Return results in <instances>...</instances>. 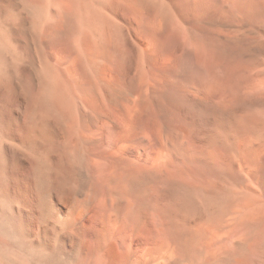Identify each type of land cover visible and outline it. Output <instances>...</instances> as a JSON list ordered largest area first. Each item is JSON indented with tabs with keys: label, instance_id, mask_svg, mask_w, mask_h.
<instances>
[{
	"label": "bare ground",
	"instance_id": "obj_1",
	"mask_svg": "<svg viewBox=\"0 0 264 264\" xmlns=\"http://www.w3.org/2000/svg\"><path fill=\"white\" fill-rule=\"evenodd\" d=\"M0 264H264V0H0Z\"/></svg>",
	"mask_w": 264,
	"mask_h": 264
},
{
	"label": "rangeland",
	"instance_id": "obj_2",
	"mask_svg": "<svg viewBox=\"0 0 264 264\" xmlns=\"http://www.w3.org/2000/svg\"><path fill=\"white\" fill-rule=\"evenodd\" d=\"M211 119H213V118H211ZM212 121V120H211Z\"/></svg>",
	"mask_w": 264,
	"mask_h": 264
}]
</instances>
